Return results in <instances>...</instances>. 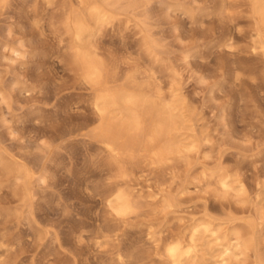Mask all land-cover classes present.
<instances>
[{
	"label": "rangeland",
	"instance_id": "obj_1",
	"mask_svg": "<svg viewBox=\"0 0 264 264\" xmlns=\"http://www.w3.org/2000/svg\"><path fill=\"white\" fill-rule=\"evenodd\" d=\"M113 1L117 18L94 24L84 43L119 83L133 76L151 100L170 106L175 145L160 164L145 134L126 133L132 155L122 177L98 136L95 93L71 64L78 42L68 20L87 15L84 4L0 0V264H119L120 256L169 264L166 246L187 242L201 224L220 240L198 242L197 264H264L257 0ZM16 163L29 167L26 180L7 170ZM116 187L135 204L131 212L114 211Z\"/></svg>",
	"mask_w": 264,
	"mask_h": 264
},
{
	"label": "bare ground",
	"instance_id": "obj_2",
	"mask_svg": "<svg viewBox=\"0 0 264 264\" xmlns=\"http://www.w3.org/2000/svg\"><path fill=\"white\" fill-rule=\"evenodd\" d=\"M103 2L105 4L99 3L98 0H81V4H84V9L87 11H85L87 15H80V12H77L79 13L77 14L75 11V15L68 20V26L70 25L69 27L74 34V38L78 42L75 46V58L72 56L75 61L73 62V59V63H70L75 64L79 70H81L83 81L85 80L95 93L93 107L97 110L96 112L101 120L98 136H101L104 153L106 152L109 155L110 162L114 164V167L115 165L117 166L118 173L124 177L127 172L123 166V160L132 155L130 153L132 149L130 146L131 144L127 142L129 138L126 140L125 137V135L128 136L126 133H131L132 136L135 135L136 137L145 134L146 139L144 146H157L154 153L155 160L153 162H158L160 164H162L161 162H165L167 154L172 151L171 147L172 145H175L176 141L174 142L171 138L172 112L170 111V106L163 101L156 103L151 100V96L149 97L150 94L147 93V91L140 88V85H134L135 78L133 76L127 77L125 83H119L122 79L120 75H118L115 70L113 73L107 62H103L96 57L98 52L91 49L89 43H84L86 37L93 35L92 26L94 24L97 25V27L102 26L106 23H111L118 16L117 11L121 8L119 1L108 3L106 0H103ZM257 4V13L260 16L263 25L264 0H257L256 5ZM135 7L136 3L129 2L126 9L131 8L134 10ZM144 37L147 42L146 39L148 37ZM146 44L148 45L147 50L152 54V44H150V42H147ZM152 114H154L153 117L155 116V119L151 128H148L149 130L147 129L148 131L145 132L147 122L146 117ZM114 129L120 130V132L118 131L119 135L115 132L116 137L118 136L117 138L113 136ZM133 139L136 138L134 137ZM8 168H10L9 170L15 174V179H18L17 181L26 180L31 174L30 169L26 164H9L7 170ZM219 181L222 187L227 188L229 186L226 177L220 178ZM112 194L113 198L111 200V206L117 214L124 215L134 209L135 204L133 205L131 198L126 192H123L120 188L116 187ZM192 230L193 231L187 242L183 243L182 241L180 242L177 240V242L170 243L167 246L165 245V254L169 259V264H197L196 262L199 258L198 247H200L198 242H200L202 238L213 235L215 237L214 240L217 242L220 240V236L215 232L216 229H210L206 224L194 226ZM233 247L234 246H227L224 254L233 250ZM225 260L226 259L223 261ZM118 263L126 264L121 256L118 259Z\"/></svg>",
	"mask_w": 264,
	"mask_h": 264
}]
</instances>
